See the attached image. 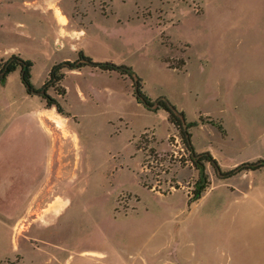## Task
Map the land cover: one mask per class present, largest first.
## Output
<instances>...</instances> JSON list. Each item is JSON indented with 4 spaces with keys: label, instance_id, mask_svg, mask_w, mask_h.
Returning <instances> with one entry per match:
<instances>
[{
    "label": "rangeland",
    "instance_id": "374dc122",
    "mask_svg": "<svg viewBox=\"0 0 264 264\" xmlns=\"http://www.w3.org/2000/svg\"><path fill=\"white\" fill-rule=\"evenodd\" d=\"M80 52L96 65L50 84ZM16 56L35 94L20 69L0 83V166L12 160L19 189L28 170L37 179L21 191L19 251L2 237L0 264H258L264 168L224 175L264 161V0H0V73ZM98 64L130 68L154 105L200 123L194 151L224 174L206 164L200 200L189 203L199 171L180 129Z\"/></svg>",
    "mask_w": 264,
    "mask_h": 264
},
{
    "label": "trees",
    "instance_id": "16d2710c",
    "mask_svg": "<svg viewBox=\"0 0 264 264\" xmlns=\"http://www.w3.org/2000/svg\"><path fill=\"white\" fill-rule=\"evenodd\" d=\"M78 60L79 62L77 63L75 62L71 63L70 61H67L60 65L55 66L51 71L50 84L53 82L58 83L62 81L64 74L61 72L63 69L74 70V69L87 66L88 64L92 66L96 65V63H94V61H92L91 58L86 57L83 52H80ZM97 66L101 67V70L118 71L119 73L123 75H127L130 78L134 79L136 83L135 96L138 102L143 104L150 111L164 110L168 114L170 122L174 124L178 129H180V131L182 132L184 143L188 151L190 152L191 161L193 162L196 169L199 171V179L195 184L194 195L189 200V203L192 204L200 200L210 185L209 177L206 173V169H207L206 164L207 163L210 164L216 171H219L221 173L218 162L213 159L210 153L207 152V153L198 154L194 151V147L191 143V138H192L191 129L199 126L200 123L199 122H187L186 115L184 114V112L179 111L166 98H161L159 101H157V105L156 104L154 105L153 101L148 96H146L145 93L142 92L141 79L130 68H126L123 66L117 67L112 64H98ZM31 68H32V63L30 61H25L17 56L13 57L12 59H10L9 61H7L5 64L2 65L1 73H0L2 74V77L0 78V81L6 79V77L9 74L20 69V71L23 73L22 81L27 89L28 94L34 95L35 94L34 87L32 86L30 82ZM42 98L45 100H48L47 102L48 108L55 107L57 108L58 112L63 113V110L61 109V106L58 102H56L53 99L48 98L46 94L42 95ZM153 108H157V109L155 110ZM200 122H203V120L200 119ZM217 126L220 130H223V127L221 125H217ZM260 168H264V161L257 162V164L246 163V164H243L237 167L233 172L227 173L225 175L223 173L221 174L226 177L227 176L230 177V176L236 175L237 173H241L245 171L247 172L251 170L253 171V170L260 169Z\"/></svg>",
    "mask_w": 264,
    "mask_h": 264
},
{
    "label": "crops",
    "instance_id": "0c3cea01",
    "mask_svg": "<svg viewBox=\"0 0 264 264\" xmlns=\"http://www.w3.org/2000/svg\"><path fill=\"white\" fill-rule=\"evenodd\" d=\"M23 7L24 8H31L30 6H27V5H23ZM15 52H17L15 49L7 50V52H5V56L15 54ZM12 74H14V72L9 74L6 77V79L1 80L0 83L3 84L4 86L7 85L8 82L10 81V76ZM38 111H40V112H38ZM37 112L40 114L43 112V110L38 109L37 111L33 112V115L30 114L33 118H31V117H29V118L32 119L33 123H36L37 125H39V127L41 126V128H42L43 125L38 123V120L36 117V115L38 114ZM46 126L47 125L45 124L44 127H46ZM4 138H5L4 132L0 131V161L2 158L7 159L6 153H4L1 149L2 145L4 143ZM200 151L201 152L198 154L208 152L211 154L213 159L218 162V158L212 154L211 150L201 148ZM10 157H11L10 159H13L12 154L10 155ZM8 165H9V167H1L0 166V263L2 261H6V259H9V257H6L5 250L3 248V241L1 239L2 237L4 238L5 235H7L8 241L12 240V242H13V245H14L13 246V252L19 251V240L18 239H20L19 238L20 236L18 238L16 237V227L19 225L21 218H22L21 210H22L24 198L23 199L21 198V191L22 192L25 190L29 191V190L35 188L36 187V179H37L36 175L33 174V169L28 170V174H26V176H25L26 178L24 181L26 188H23V189L20 188L19 189L21 183L19 181H17L15 176H14L15 174H19V172H18V170L14 169V167H10V166H13L12 160H9ZM17 179H18V177H17ZM16 183L18 185H16ZM15 189L16 190L18 189L16 193H15ZM15 194L17 196H15ZM23 195H24V193H23ZM27 213L29 214V211ZM259 234H264V232L259 233ZM260 250H261V252L257 254L258 255V257H257L258 264H264V250H262V249H260Z\"/></svg>",
    "mask_w": 264,
    "mask_h": 264
},
{
    "label": "bare ground",
    "instance_id": "6f19581e",
    "mask_svg": "<svg viewBox=\"0 0 264 264\" xmlns=\"http://www.w3.org/2000/svg\"><path fill=\"white\" fill-rule=\"evenodd\" d=\"M65 21V20H64ZM63 21V24H65L66 22Z\"/></svg>",
    "mask_w": 264,
    "mask_h": 264
},
{
    "label": "flooded vegetation",
    "instance_id": "af4514ba",
    "mask_svg": "<svg viewBox=\"0 0 264 264\" xmlns=\"http://www.w3.org/2000/svg\"><path fill=\"white\" fill-rule=\"evenodd\" d=\"M46 93L44 92V94L43 95H45Z\"/></svg>",
    "mask_w": 264,
    "mask_h": 264
},
{
    "label": "water",
    "instance_id": "95a60500",
    "mask_svg": "<svg viewBox=\"0 0 264 264\" xmlns=\"http://www.w3.org/2000/svg\"><path fill=\"white\" fill-rule=\"evenodd\" d=\"M3 79V78H2Z\"/></svg>",
    "mask_w": 264,
    "mask_h": 264
}]
</instances>
